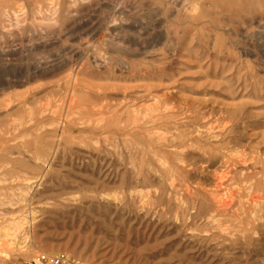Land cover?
Returning <instances> with one entry per match:
<instances>
[{
	"label": "rangeland",
	"instance_id": "obj_1",
	"mask_svg": "<svg viewBox=\"0 0 264 264\" xmlns=\"http://www.w3.org/2000/svg\"><path fill=\"white\" fill-rule=\"evenodd\" d=\"M263 215L264 0H0V264H264Z\"/></svg>",
	"mask_w": 264,
	"mask_h": 264
},
{
	"label": "built area",
	"instance_id": "obj_2",
	"mask_svg": "<svg viewBox=\"0 0 264 264\" xmlns=\"http://www.w3.org/2000/svg\"><path fill=\"white\" fill-rule=\"evenodd\" d=\"M38 260L40 264H85L82 260L78 258L48 256L45 254L41 255Z\"/></svg>",
	"mask_w": 264,
	"mask_h": 264
},
{
	"label": "bare ground",
	"instance_id": "obj_3",
	"mask_svg": "<svg viewBox=\"0 0 264 264\" xmlns=\"http://www.w3.org/2000/svg\"><path fill=\"white\" fill-rule=\"evenodd\" d=\"M176 128V127H175ZM160 146V145H159ZM218 173V172H217ZM203 188H204V186H203ZM248 189H250V188H248ZM238 191H239V189H238ZM219 196V195H218ZM221 198V197H220ZM220 200V199H219ZM255 202V201H254ZM217 206H219V205H217ZM256 212V211H255ZM255 214V213H254ZM264 216V215H263Z\"/></svg>",
	"mask_w": 264,
	"mask_h": 264
},
{
	"label": "crops",
	"instance_id": "obj_4",
	"mask_svg": "<svg viewBox=\"0 0 264 264\" xmlns=\"http://www.w3.org/2000/svg\"><path fill=\"white\" fill-rule=\"evenodd\" d=\"M40 264V263H39Z\"/></svg>",
	"mask_w": 264,
	"mask_h": 264
}]
</instances>
